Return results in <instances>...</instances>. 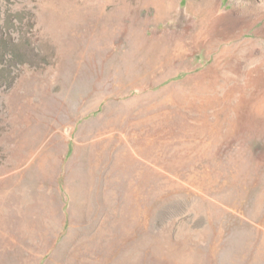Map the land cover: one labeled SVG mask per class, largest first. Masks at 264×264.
Listing matches in <instances>:
<instances>
[{
	"label": "rangeland",
	"instance_id": "obj_1",
	"mask_svg": "<svg viewBox=\"0 0 264 264\" xmlns=\"http://www.w3.org/2000/svg\"><path fill=\"white\" fill-rule=\"evenodd\" d=\"M62 146L90 215L39 264H264V0H0V264Z\"/></svg>",
	"mask_w": 264,
	"mask_h": 264
},
{
	"label": "crops",
	"instance_id": "obj_2",
	"mask_svg": "<svg viewBox=\"0 0 264 264\" xmlns=\"http://www.w3.org/2000/svg\"><path fill=\"white\" fill-rule=\"evenodd\" d=\"M88 109V108H86ZM89 110V109H88ZM87 113H85L84 115H88V111H86ZM79 119V118H78ZM64 127H66V130L64 131V133L59 137L58 139L60 141H62L65 145L67 142L70 143V141H72V143H76L77 145L78 142L77 141H82V140H75L76 138H74L75 136H83L82 135V131L80 129L76 128L75 123H70L68 124V122H66V124L64 125ZM72 130L74 133H72ZM82 148V146L77 147L75 149V152L79 149ZM52 149L55 151V148L52 147ZM67 146L66 147H61L60 149H56L57 151L62 150V155L60 157L57 156V154H52L48 161H46V163L44 164L45 169L50 172V177L53 179V181H56V179L58 178V175L60 174V180H61V184L59 186V191H58V187L55 188V192L54 191H49V195L48 197H45L44 194H42L41 192L38 193L35 191L32 192V197L31 196H24V198L22 199V202H25L27 199H34V200H38V201H43L45 200L47 203L44 204V210L43 213L39 214V219L35 218L33 220H31L29 222V225L31 226L30 228L28 227V243L30 245V248H37L34 251H31V254L29 255V260L32 261V264H39L43 261V251H45L46 249H48L51 245H53V249L55 247V244L58 242L59 239H63L64 237V233H65V229L68 230V232L71 230V221H67L66 218L69 217H77V219H79V224H76V226H78L80 228L81 226V222L83 221L82 219L85 216L90 215V210H89V205L92 204V201H87L86 207L85 208H80L81 206H83V202L84 199H81L80 197L82 196L81 193H76L75 197L80 198L81 200H76V204L72 203V201H70L69 203V197L71 196V192H73L75 190V188L79 189V186L77 185V183L75 182V180H73V178L71 177V172L76 173L77 171L80 170V166H76L75 169H70L73 165L71 164V167L69 168L68 162L64 163L66 160V156L68 154V152H66ZM90 150V149H89ZM83 151V148H82ZM74 152V153H75ZM84 154H87V160L85 162V164H83V167H86V174L92 173L91 169L87 170V168L90 167V165H88V150L83 151ZM47 162L49 163V168H47ZM99 168V167H98ZM65 175V176H64ZM64 176V177H63ZM89 181L93 184V179L91 177H88ZM87 180V177L85 178V181ZM39 185H42V181L38 182ZM53 193V195H52ZM69 203V204H68ZM110 204V201L108 202ZM75 206V207H74ZM30 219V218H29ZM38 223V226H36V224ZM64 227V228H63ZM81 234L83 237V232L81 230ZM80 236V235H78ZM85 236L87 237V234H85ZM92 237V234L90 235ZM85 248H91L93 250V253L95 251V248L86 245ZM102 251L104 252L103 247L101 248ZM93 264V263H90Z\"/></svg>",
	"mask_w": 264,
	"mask_h": 264
}]
</instances>
